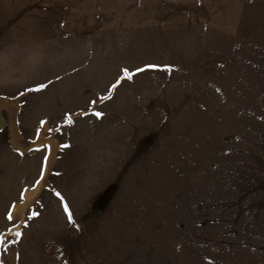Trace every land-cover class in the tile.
I'll use <instances>...</instances> for the list:
<instances>
[{
  "label": "rangeland",
  "instance_id": "1",
  "mask_svg": "<svg viewBox=\"0 0 264 264\" xmlns=\"http://www.w3.org/2000/svg\"><path fill=\"white\" fill-rule=\"evenodd\" d=\"M125 256L264 264V0H0V264Z\"/></svg>",
  "mask_w": 264,
  "mask_h": 264
},
{
  "label": "snow or ice",
  "instance_id": "2",
  "mask_svg": "<svg viewBox=\"0 0 264 264\" xmlns=\"http://www.w3.org/2000/svg\"><path fill=\"white\" fill-rule=\"evenodd\" d=\"M124 71L127 72L128 70L125 69ZM137 71H140V69H137ZM128 78H131V77L129 76ZM118 83H119V80L117 81V84H118ZM43 87H44V85H39V86L37 87V90H39V89H41V88H43ZM115 87H116V84L112 85V88H115ZM107 98H110V97H105V99H107ZM94 115L97 116V117H100V116L102 115V113H100V112H95ZM69 122H71V121H69ZM57 195L59 196V193H57ZM64 210H65V212H68L67 205H64ZM35 215H36V213H33V216H35ZM9 219H11V217H9ZM68 222H69V223H73V220H72V217H71V214H70V213H69V215H68ZM18 235H19V234H18Z\"/></svg>",
  "mask_w": 264,
  "mask_h": 264
},
{
  "label": "crops",
  "instance_id": "3",
  "mask_svg": "<svg viewBox=\"0 0 264 264\" xmlns=\"http://www.w3.org/2000/svg\"><path fill=\"white\" fill-rule=\"evenodd\" d=\"M130 259L125 256L123 259H121V263L120 264H128L127 260H130Z\"/></svg>",
  "mask_w": 264,
  "mask_h": 264
},
{
  "label": "bare ground",
  "instance_id": "4",
  "mask_svg": "<svg viewBox=\"0 0 264 264\" xmlns=\"http://www.w3.org/2000/svg\"><path fill=\"white\" fill-rule=\"evenodd\" d=\"M52 156H53V155H52ZM27 196H28V195H27ZM27 196H26V197H27Z\"/></svg>",
  "mask_w": 264,
  "mask_h": 264
}]
</instances>
